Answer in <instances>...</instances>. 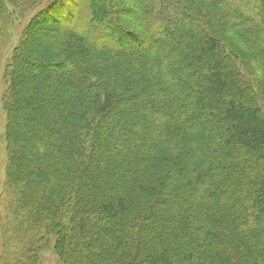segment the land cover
I'll return each instance as SVG.
<instances>
[{"label":"trees","instance_id":"obj_1","mask_svg":"<svg viewBox=\"0 0 264 264\" xmlns=\"http://www.w3.org/2000/svg\"><path fill=\"white\" fill-rule=\"evenodd\" d=\"M121 2L0 0L25 264H264V0Z\"/></svg>","mask_w":264,"mask_h":264},{"label":"rangeland","instance_id":"obj_2","mask_svg":"<svg viewBox=\"0 0 264 264\" xmlns=\"http://www.w3.org/2000/svg\"><path fill=\"white\" fill-rule=\"evenodd\" d=\"M121 1L123 2H121L120 8L133 7V5H127V2H125L127 0ZM7 9L10 13L14 11L13 7L8 4ZM36 13L37 11L29 12L22 20L15 13L0 37V264H25L24 260L32 259L34 256L33 251L31 252L32 248H34L31 243L36 241V234L29 226L30 221L20 218L23 215L19 211L20 203L16 199H13L7 186V150L4 134L6 112L2 108V94L4 91L3 71L10 59L11 49L16 47L22 40L25 28L32 22ZM123 26L132 28L128 24V19L125 20ZM40 32H42V28L37 24H33L29 32L30 34H28V39L37 37ZM133 32L137 31L133 30ZM4 43L9 44L6 49H3ZM241 58L246 61L248 56L243 55ZM254 70L256 69L253 67L250 69L252 72H255ZM54 244L55 238L49 237L47 244H44L39 253H37L36 264H62L54 251Z\"/></svg>","mask_w":264,"mask_h":264}]
</instances>
